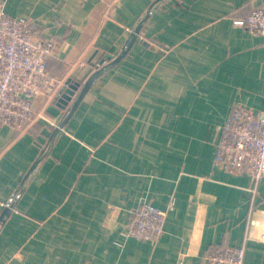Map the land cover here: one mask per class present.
<instances>
[{
    "label": "crops",
    "instance_id": "0c3cea01",
    "mask_svg": "<svg viewBox=\"0 0 264 264\" xmlns=\"http://www.w3.org/2000/svg\"><path fill=\"white\" fill-rule=\"evenodd\" d=\"M153 1L0 0L54 43L59 79L32 123H0V214L45 150L0 224V264H203L213 245L264 264V175L214 163L231 108L264 112V37L234 22L264 0H165L49 144L59 87L115 57ZM143 202L167 211L155 241L122 234Z\"/></svg>",
    "mask_w": 264,
    "mask_h": 264
},
{
    "label": "built area",
    "instance_id": "2783aa9c",
    "mask_svg": "<svg viewBox=\"0 0 264 264\" xmlns=\"http://www.w3.org/2000/svg\"><path fill=\"white\" fill-rule=\"evenodd\" d=\"M236 24L264 37V6L236 19ZM51 40L39 36L34 21L9 15L0 3V123L23 127L37 113L34 100L51 95L59 79L47 69L54 51ZM214 163L234 173L249 174L256 182L264 175V112L235 104L220 126ZM173 207V201L169 209ZM167 211L143 202L131 214L122 234L155 241L164 232ZM243 246H211L203 264H244Z\"/></svg>",
    "mask_w": 264,
    "mask_h": 264
},
{
    "label": "water",
    "instance_id": "95a60500",
    "mask_svg": "<svg viewBox=\"0 0 264 264\" xmlns=\"http://www.w3.org/2000/svg\"><path fill=\"white\" fill-rule=\"evenodd\" d=\"M165 0H154L149 7L146 9L145 13L142 15V17L138 20L135 27L132 29V31L129 33L128 37L126 38L121 51L115 56V57H107L101 59L99 62V65L95 68V70L85 79L84 82L76 81L67 79L61 87H59L57 93H56V99L57 104L59 107L65 110L64 114L61 115L59 120L57 121V124L55 128L53 129L52 133L49 136V144L51 141L61 132V130L64 128L65 124L77 108L79 102L82 100L84 95L87 93L88 89L92 85V83L103 73L113 68L115 65H117L130 51L132 45L136 41L137 37L139 36V33L146 22V20L149 18L151 12L156 9L161 3H163ZM105 59L108 61L105 62ZM45 150H42L41 154L39 155L38 159L33 163L29 171L26 173L23 181L21 182V185L19 188L15 190L9 201L6 203L5 207L3 208L1 214H0V224L3 223L6 219V217L10 214L11 208L13 206V203L15 199L19 196V194L22 191V187L25 184L26 179L29 177V175L33 172V170L38 165L39 161L44 155Z\"/></svg>",
    "mask_w": 264,
    "mask_h": 264
},
{
    "label": "rangeland",
    "instance_id": "374dc122",
    "mask_svg": "<svg viewBox=\"0 0 264 264\" xmlns=\"http://www.w3.org/2000/svg\"><path fill=\"white\" fill-rule=\"evenodd\" d=\"M97 65H99V64H97Z\"/></svg>",
    "mask_w": 264,
    "mask_h": 264
}]
</instances>
